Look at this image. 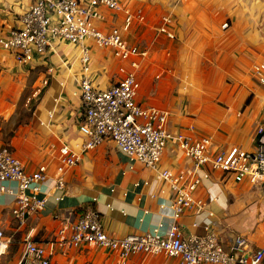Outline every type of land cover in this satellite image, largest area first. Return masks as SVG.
Masks as SVG:
<instances>
[{
    "label": "crops",
    "instance_id": "crops-1",
    "mask_svg": "<svg viewBox=\"0 0 264 264\" xmlns=\"http://www.w3.org/2000/svg\"><path fill=\"white\" fill-rule=\"evenodd\" d=\"M118 1L132 16L123 38L143 53L122 61L112 49L87 41L93 86L107 89L122 77L120 68L132 72L140 85L137 101L167 112L171 132L209 138L211 157L233 147L252 151L255 129L264 124V86L252 74L253 66L264 62V0ZM29 4L0 0V39L18 27ZM98 12L97 29L122 27V11L101 6ZM165 15L173 20V38L158 32ZM223 23L228 26L222 28ZM79 55L77 46L53 39L44 54L20 66L0 48V148L9 147L28 173L40 165L47 168L37 195L44 206L23 224L12 215L16 183L0 182V230L9 240L0 264H18L29 230L37 245L55 242L53 264H118L112 251L61 242L68 239L69 229L62 236L59 230L88 205L99 213L105 233L114 238L154 231L164 235L176 224L184 237L213 233L226 250L236 237L244 240V254L264 250V176L253 185L247 177L237 182L210 163L201 165L194 196L204 207L184 212L174 222L173 194L158 179L157 170L130 159L112 142L81 149ZM26 86L33 92L32 111L26 123L16 125L13 113ZM63 145L76 151L79 161L64 173V187L57 188L54 175ZM157 168L184 173L193 168V160L169 142ZM175 262L165 255L138 254L124 264Z\"/></svg>",
    "mask_w": 264,
    "mask_h": 264
},
{
    "label": "built area",
    "instance_id": "built-area-1",
    "mask_svg": "<svg viewBox=\"0 0 264 264\" xmlns=\"http://www.w3.org/2000/svg\"><path fill=\"white\" fill-rule=\"evenodd\" d=\"M29 6L21 15L18 27L10 29L0 39V48L8 51L17 65H28L36 55H42L53 39H63L79 48L81 78L79 80L82 117L79 131L84 141L82 150H92L105 142H112L130 159L157 170V177L167 183L173 194L171 209L174 222L184 212L204 207L203 201L194 196L200 184L196 171L210 163L239 182L247 177L253 185L264 176V124L255 129L254 149L246 151L233 147L227 152L210 156L209 138L193 139L173 133L168 129V113L155 107L142 106L137 101L139 82L135 75L119 69L122 77L107 89L93 86L91 72V49L87 41L99 48L112 49L114 57L126 61L142 51L129 46L123 38L132 22V16L118 0H28ZM113 12L122 11L125 16L122 27L107 32L99 30L94 23L99 19V7ZM169 15L161 18L158 32L173 38ZM227 23L222 24L226 28ZM135 67V63H131ZM253 79L264 86V62L253 66ZM45 84V82H44ZM173 143L189 159L193 168L184 173L159 170V164L167 143ZM79 161V154L68 146L59 149V164L55 170V185L63 188L64 173ZM47 168L40 165L28 173L9 147L0 148V182L16 183L14 219L23 224L28 217L40 211L44 199H40L39 184L46 180ZM65 226V224H64ZM69 229L68 239L61 242L73 247L95 246L114 252L118 264H124L132 255H165L174 264H264V250L244 254V240L236 237L226 250L211 232L204 235L183 236L176 224L164 235L157 233L132 234L114 238L105 233L99 213L86 206L80 216L67 227L59 230L62 236ZM29 230L23 242L22 257L18 264H53L55 242L40 246L31 240ZM9 246V240L0 230V256Z\"/></svg>",
    "mask_w": 264,
    "mask_h": 264
},
{
    "label": "rangeland",
    "instance_id": "rangeland-1",
    "mask_svg": "<svg viewBox=\"0 0 264 264\" xmlns=\"http://www.w3.org/2000/svg\"><path fill=\"white\" fill-rule=\"evenodd\" d=\"M32 94V89L29 86H26L23 90L22 96L16 107V110L13 113V120L15 121L16 125H21L28 121L30 117V112L32 111ZM28 96H30L29 99H27Z\"/></svg>",
    "mask_w": 264,
    "mask_h": 264
}]
</instances>
